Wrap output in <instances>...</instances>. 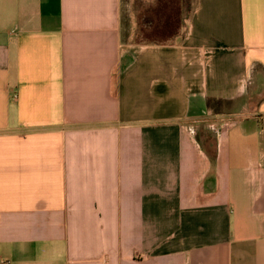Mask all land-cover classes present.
Listing matches in <instances>:
<instances>
[{"label":"crops","instance_id":"0c3cea01","mask_svg":"<svg viewBox=\"0 0 264 264\" xmlns=\"http://www.w3.org/2000/svg\"><path fill=\"white\" fill-rule=\"evenodd\" d=\"M143 1L0 0V264H264V0Z\"/></svg>","mask_w":264,"mask_h":264},{"label":"rangeland","instance_id":"374dc122","mask_svg":"<svg viewBox=\"0 0 264 264\" xmlns=\"http://www.w3.org/2000/svg\"><path fill=\"white\" fill-rule=\"evenodd\" d=\"M147 1L150 2V5H153V4L156 5L158 3V0H147ZM152 1H154V2H152ZM155 1H157V2L155 3ZM162 1H164V3L169 6L167 8L168 9V14H173L174 13L173 11H175V9H176V7H175L176 4L180 3L179 2L180 0H162ZM123 4H124L123 5L124 6L123 7L124 8V10H123V16L127 17L128 20H129V17H130V21L131 22H132V18L134 20L135 17L138 16V15H140L141 17L143 16V14H144L143 12H144V8H145V6H144L145 3H144L143 0H140V2L138 1V3H137V1L135 2L133 0L132 1H130V0H123ZM129 4H130V6H129ZM146 4H147V2H146ZM157 5H159V3ZM157 9H158V7H157ZM154 10L155 9H153V11ZM174 15H175V13H174Z\"/></svg>","mask_w":264,"mask_h":264},{"label":"trees","instance_id":"16d2710c","mask_svg":"<svg viewBox=\"0 0 264 264\" xmlns=\"http://www.w3.org/2000/svg\"><path fill=\"white\" fill-rule=\"evenodd\" d=\"M209 105H211V101L209 102Z\"/></svg>","mask_w":264,"mask_h":264}]
</instances>
